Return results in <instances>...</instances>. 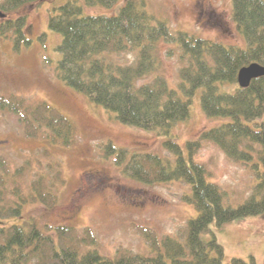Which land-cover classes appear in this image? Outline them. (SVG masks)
<instances>
[{
    "label": "trees",
    "instance_id": "16d2710c",
    "mask_svg": "<svg viewBox=\"0 0 264 264\" xmlns=\"http://www.w3.org/2000/svg\"><path fill=\"white\" fill-rule=\"evenodd\" d=\"M34 1L0 2L5 13L0 16V38H11L17 50L32 41L27 35L28 16L6 17V13ZM117 1L66 0L49 15V27L61 34L55 73L90 101L114 112L120 122L158 129L168 137L164 145L175 155L174 163L151 152L129 154L126 147L111 140L102 151L104 157L114 156L118 165L129 156L124 171L142 183L184 180L190 185L185 196L196 215L187 221L185 240L160 237L154 229L141 225L138 230L148 240L151 254L120 250L107 257L95 247L90 226L53 225L31 213L29 207L34 204L48 209L57 206L54 183L38 175L27 190L19 183L8 185L24 173V167L12 171L0 156V264H246L239 257L224 261L225 249L215 230L235 219L264 214V75L252 79L247 87L237 80L241 67L252 62L264 65V0H232V16L244 46L172 30L146 9L145 0H125L112 14L85 13L86 6L112 7ZM161 38L175 43L187 58L179 69L177 88L161 74L138 83L156 69L153 51ZM128 50L136 51L133 63L121 64L106 56ZM197 94L207 116L227 120L203 130L197 140L183 146L171 137V131L178 121L189 117ZM0 108L19 114L29 137L43 136L50 145L64 147L76 140L71 118L47 101L26 104L17 95H1ZM204 138L255 175L251 194L237 205L225 203L221 188L207 179L205 166L193 159ZM205 231L211 232L209 239L202 237Z\"/></svg>",
    "mask_w": 264,
    "mask_h": 264
},
{
    "label": "rangeland",
    "instance_id": "374dc122",
    "mask_svg": "<svg viewBox=\"0 0 264 264\" xmlns=\"http://www.w3.org/2000/svg\"><path fill=\"white\" fill-rule=\"evenodd\" d=\"M65 1L35 0L6 13V17L28 16L27 35L32 41L17 50L11 38H0V96L17 95L26 104L47 101L71 118L77 133L71 146L50 145L43 136L29 137L19 114L0 108V156L12 171L24 167V173L17 174L8 185L19 183L27 190L34 178L45 176L47 183H54L52 191L58 196V204L53 209L31 205V213L53 225L90 226L96 238L95 247L107 257L120 250L151 254L148 240L138 230L141 225L154 229L160 237L169 235L184 241L187 221L196 215L194 205L185 196L190 193V185L184 180L142 183L124 171L129 156L118 165L114 156L104 157L102 151L105 142L111 140L126 147L129 154L151 152L174 163L175 155L164 145L168 137L158 129L120 122L114 112L90 101L55 73L60 58L56 46L61 34L51 29L48 21L49 15ZM124 1L118 0L112 7L86 6L85 13L112 14ZM145 4L151 14L166 21L172 30H185L227 45H245L232 16V0H145ZM153 54L156 69L138 83L161 74L170 86L177 88L179 69L187 58L175 43L163 38L157 41ZM106 56L114 62L129 64L135 61L136 51ZM226 120L207 116L197 94L189 117L173 126L171 137L184 146L189 140H197L203 130ZM193 153L194 161L205 166L207 179L223 191L225 203L237 205L251 194L256 178L250 167L205 138ZM211 227L215 228L214 222ZM215 234L224 246L225 262L239 257L246 264H264V214L227 222ZM202 237L209 239L211 232H203Z\"/></svg>",
    "mask_w": 264,
    "mask_h": 264
},
{
    "label": "water",
    "instance_id": "95a60500",
    "mask_svg": "<svg viewBox=\"0 0 264 264\" xmlns=\"http://www.w3.org/2000/svg\"><path fill=\"white\" fill-rule=\"evenodd\" d=\"M4 15L5 13L0 11V16ZM262 75H264V65L259 62H252L239 69L237 80L241 87H247L252 79Z\"/></svg>",
    "mask_w": 264,
    "mask_h": 264
}]
</instances>
